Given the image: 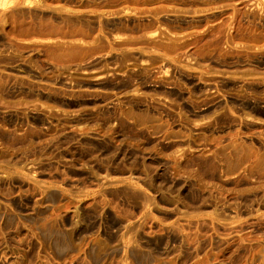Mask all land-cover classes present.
<instances>
[{
	"label": "rangeland",
	"instance_id": "rangeland-1",
	"mask_svg": "<svg viewBox=\"0 0 264 264\" xmlns=\"http://www.w3.org/2000/svg\"><path fill=\"white\" fill-rule=\"evenodd\" d=\"M0 264H264V0H0Z\"/></svg>",
	"mask_w": 264,
	"mask_h": 264
}]
</instances>
